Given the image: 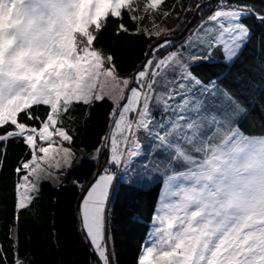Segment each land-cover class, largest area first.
Listing matches in <instances>:
<instances>
[{
  "label": "snow or ice",
  "instance_id": "1",
  "mask_svg": "<svg viewBox=\"0 0 264 264\" xmlns=\"http://www.w3.org/2000/svg\"><path fill=\"white\" fill-rule=\"evenodd\" d=\"M257 32L264 47V0H0V172L15 174L0 264H32L20 214L43 182L79 191L90 264H120L110 203L157 187L132 264H264V123L229 84L255 77L242 58ZM116 38L137 44L120 49L130 64Z\"/></svg>",
  "mask_w": 264,
  "mask_h": 264
},
{
  "label": "trees",
  "instance_id": "2",
  "mask_svg": "<svg viewBox=\"0 0 264 264\" xmlns=\"http://www.w3.org/2000/svg\"><path fill=\"white\" fill-rule=\"evenodd\" d=\"M172 0H168L171 3ZM170 22V21H169ZM174 23L171 21L169 25ZM259 32L253 38L254 47L246 49L244 57L246 66H251L250 72H256L255 77L251 74L241 82L244 76L243 69H233L235 76L229 84L242 106L249 108L254 118L256 127H259L264 120V91L260 90L261 77L256 66L264 60V47L259 41ZM124 38H116L115 42L105 40L107 47L118 53V61L124 60L126 64L131 63V52H120L121 48H137V44L125 45ZM122 71H127L122 68ZM215 71V69H214ZM107 105L105 106V110ZM248 123V122H246ZM104 124V112H94L92 119L88 122L87 130L81 128V135L86 141L94 142L99 135H102ZM21 149H9V164L16 161ZM94 170L95 165L85 161L78 170L71 172L69 181L75 177L86 179L85 172ZM15 174L9 169L0 172V242L4 240L3 224L7 223L12 216V200ZM69 181H65L68 185ZM116 201L109 205L110 223H108L111 235L114 238L115 253L120 264H132L136 255L137 246L143 241L149 223L150 206L158 195L159 188L146 190L136 194L125 190ZM80 196L78 190H72L71 186L54 188L50 182H43L39 201L28 211L20 214V248L21 254L28 256L32 264H90V248L82 237L75 218L77 199ZM153 202V203H152ZM5 209H8L5 212ZM54 232V234H53Z\"/></svg>",
  "mask_w": 264,
  "mask_h": 264
},
{
  "label": "rangeland",
  "instance_id": "3",
  "mask_svg": "<svg viewBox=\"0 0 264 264\" xmlns=\"http://www.w3.org/2000/svg\"><path fill=\"white\" fill-rule=\"evenodd\" d=\"M171 22V21H170ZM170 22H168V23H170ZM171 26V25H170ZM153 203V202H152ZM154 203H155V200H154ZM154 203L150 206V211L152 210V206L154 205ZM150 211L147 213V214H149L150 213ZM108 220H109V223H110V217H108ZM109 225V224H108ZM145 230H147L148 231V229H147V227L145 228Z\"/></svg>",
  "mask_w": 264,
  "mask_h": 264
}]
</instances>
